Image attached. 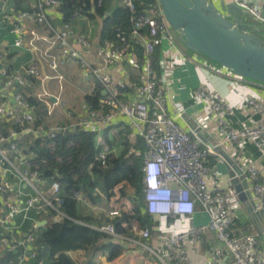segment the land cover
Segmentation results:
<instances>
[{"label":"built area","instance_id":"2783aa9c","mask_svg":"<svg viewBox=\"0 0 264 264\" xmlns=\"http://www.w3.org/2000/svg\"><path fill=\"white\" fill-rule=\"evenodd\" d=\"M70 1L78 4V8L72 12L70 21L57 29L51 25V14H58L64 19L59 12L60 0H0V30L13 35L17 47L26 46L36 52L40 51L39 43L47 44L48 48L41 55L53 71H58L66 61L76 62L85 77L98 80L106 92L99 99L100 107L88 108L73 125H39L38 111L41 106L47 108L49 116L62 103L60 97L43 92L34 99L21 90L27 86L28 79L39 78V62L32 59L15 71L9 66L5 48L0 44V98H3L0 101V226H11L22 216L23 221H30L36 230L40 226L38 216L47 213V209L56 213L47 222H61L67 218L60 211L63 198L58 175L49 179L43 175L49 162L35 148L37 140H42L40 148L54 151L56 139L69 130L82 128L97 133L99 152L96 161L105 167L108 156L114 151L99 133L123 116L130 120L145 143L141 171L147 214L153 220L165 217L175 221L179 218L193 220L200 213L205 215L207 222L204 225L192 222L191 226L178 233L154 231L138 223L123 226L130 235L118 234L112 223L97 230L122 244L142 247L148 259L161 264H192L191 255L200 253L204 264H264V252L259 247L255 227L250 226L249 231L244 232L236 224L241 201L235 182L240 177L238 169L228 160H235L241 155V148L246 143L252 144L264 160V100L248 98L242 107L235 108L216 89L200 85L196 90V98L210 108L221 146L231 149L225 160L231 172L226 186L217 167L208 164L198 134L189 133L179 125L177 120L183 119L186 114L183 104H174V115L168 109L164 80L156 73L153 58L163 35L172 49L178 48L181 41L164 17L159 0L143 3L141 14H138L139 0H121L122 7L131 15L133 31L128 34L122 27L116 28L120 46L106 41L101 48V58L107 68L115 64L122 53V46L129 48L133 42L143 47L145 77L139 84L130 85L139 95L138 99L121 98L114 79L103 68L90 63L88 56L92 41L89 36L78 34L72 38V24L86 17L83 13L86 4L83 0ZM90 1L99 7L105 2ZM19 3L28 4L29 9H18ZM229 3H235L246 15L264 26V0L260 5H248L242 0H231ZM29 24L38 29H48L49 34L43 36L38 29H30ZM54 48L59 49L57 55L51 53ZM57 78L63 79L61 76ZM260 84L264 88V84ZM240 112L246 113L249 120L236 127L234 119ZM28 134H31V139ZM216 149L209 152L216 155ZM54 160L57 163L64 161L58 155L54 156ZM246 173L255 196L262 200L264 170L257 164H250ZM96 195L103 196L99 190ZM74 198L92 206L90 199L81 192H76ZM124 206L109 210L108 216L112 219L119 217ZM0 244L5 256L17 255L8 259L6 264H28L38 258L39 247L33 234L21 233L16 238L4 236Z\"/></svg>","mask_w":264,"mask_h":264},{"label":"crops","instance_id":"0c3cea01","mask_svg":"<svg viewBox=\"0 0 264 264\" xmlns=\"http://www.w3.org/2000/svg\"><path fill=\"white\" fill-rule=\"evenodd\" d=\"M217 1L220 5L223 0ZM242 1L248 5H260L262 3V0ZM225 2L229 3L231 0H225ZM104 3L110 13L122 6L121 0H105ZM51 17V25L57 29L63 27L66 23L58 14L52 13ZM256 25L260 26L259 23ZM28 27L32 30L38 29L33 24H29ZM103 27V18L90 19L85 17L73 22L71 35L73 39L78 34L89 36L92 41V48L88 56L90 63L95 67L103 68L104 72L114 79L116 91L120 96L126 99H138L139 95L134 88H130V85L139 84L144 79V60L139 55V50L133 51L127 47H123L121 48L122 53L115 64L105 68L101 58V48L104 45L102 42ZM38 31L43 36L49 34L48 29L42 28L38 29ZM261 37L264 39V35ZM15 41L13 35H10L4 29L0 30V44L5 48L9 66L17 71L23 64L32 59L38 61L40 66L39 78L28 79L27 86L20 89L33 98L43 92L60 97L62 103L56 106L53 114L49 116L47 115V108L41 106L42 109H46L43 114L45 113V122L49 126H69L77 123L85 115L88 108H90L86 100L87 97L95 95L98 91H102L103 96L106 95L100 82L86 78L83 69L76 62L66 61L60 66L58 71H53L41 55L42 51L48 48L47 44L39 43L40 51L32 52L26 46L22 48L17 47ZM179 43L180 46L178 48L171 49L165 53L164 67L161 62L162 40L157 50L159 51L158 58L160 63L159 75L163 78L166 87L168 109L174 115V104H183L186 114L183 119L177 120L179 125L189 133L195 132L198 134L201 140V150L207 154L206 159L208 164L212 167H217L223 184L227 186L230 182L231 172L225 160L228 159L231 149L221 146L220 137L214 128L213 115L210 112V108L206 103L196 98V90L200 85H207L211 89L218 90L231 106L240 108L246 103L248 98L264 100V88L260 83L247 79H237L236 75L217 64L218 68L206 66L208 64L207 61H209L208 58L199 54H196L197 58L196 56H189L184 50L183 44ZM51 53L57 55L59 49L54 48L51 50ZM59 76L63 77V79L59 80L57 78ZM0 85L2 86L1 78ZM52 100L55 101L54 98ZM248 120L249 116L246 113L240 112L234 119L235 126L239 127L241 123H247ZM106 129L102 130L99 134L111 146L114 151L113 154L116 156L122 154L127 140L131 144H135L140 137L130 120L123 116L118 117ZM28 136L31 139V134H28ZM219 144L220 146H218ZM213 148H217L216 155L209 152ZM241 149V155L236 156L235 160H228L230 164H233L238 169L241 183L250 187L251 196L257 203V209L253 214L249 206L241 202L237 211L236 224L244 232H248L250 226H254V231L258 234L259 247L264 252V198L260 200L255 196L252 182L246 173V169L250 164H257L264 170V160L250 143L244 144ZM102 195L100 196L99 203L94 205L95 210H102L107 213L109 210L119 207L114 201L109 204L106 201L105 195ZM122 205H125L123 208L126 210L132 207L129 201H124L120 204V206ZM39 222V227H42L41 223L44 221ZM192 222L195 225H204L207 219L205 215L200 213L196 214L193 220L179 218L172 221L169 218L158 217L154 219L153 230L178 233L191 226ZM6 230L8 231L7 228ZM1 232H5V229ZM123 245L124 247L126 246L125 244ZM124 250L126 252H123V255L112 263L108 262L107 254L101 250H75L69 252V254L79 264H124L122 257L129 254L128 250ZM135 253L138 258L140 253L136 251ZM142 255L146 257L144 264H161L157 260L148 259L144 251ZM191 256L192 264H204L201 253L192 254ZM4 258L5 252L0 244V264H5ZM28 264H33V262H29Z\"/></svg>","mask_w":264,"mask_h":264},{"label":"trees","instance_id":"16d2710c","mask_svg":"<svg viewBox=\"0 0 264 264\" xmlns=\"http://www.w3.org/2000/svg\"><path fill=\"white\" fill-rule=\"evenodd\" d=\"M60 1L59 12L63 14L64 20L69 22L72 12L78 8V4L70 0ZM149 2L151 3L153 0L138 1L140 6L138 14L143 11L142 4H148ZM83 3L86 4L83 9L86 17L90 19L101 17L104 19L103 43L110 41L120 46L116 38V28L122 27L126 33H132L131 15L122 6L110 13L105 3L100 7L90 0H83ZM17 8L27 10L29 5L19 3ZM123 47L126 46L121 48ZM158 47L154 54L153 66L159 75ZM129 49L139 50V55L142 56L143 60L145 59L143 47L134 45L132 42ZM102 96V91H98L95 95L87 97L89 107L99 108V99ZM2 100L3 98H0V101ZM30 100L34 102L33 99ZM43 110L40 108L38 111L39 125L46 123L45 113L43 114L46 109ZM96 138L97 133L76 128L67 131L56 139L54 151L40 148L39 144L42 140L36 141L35 148L39 151L40 156L46 158L49 162L48 167L43 170V175L48 179L58 175L63 198L60 211L67 218L61 222H47V225L38 227L36 230H34V226L30 221L24 222L22 216H19L11 226H0V240L4 236L16 238L21 233L35 235L39 251L38 258L32 261L33 264H78L69 254V252L75 250H101L107 254L108 262L112 263L123 255L125 247L113 237L97 230V228L112 223L118 234L130 235V232L123 226H132V224L138 223L142 227L153 230L154 220L146 212L142 191L141 170L143 160L141 154L145 151L143 138L140 136L135 144H131L127 140L122 154L120 156L110 154L105 167L96 161L99 152ZM56 155L61 156L64 161L57 163L54 160ZM97 190L105 195L109 204L114 201L117 205H120L124 201H129L132 204L131 209H121L120 216L114 219L102 210H95L94 205H97L100 201V195H96ZM76 192L85 194L90 199L92 206L78 202L74 198ZM47 211V213L38 216L37 219L41 222L46 221L56 214L53 210L47 209ZM34 216L36 215L34 214ZM5 227L8 228V231ZM3 229H5V232H1ZM98 246L99 248H97ZM16 256L15 254L6 255L4 258L5 264L8 259Z\"/></svg>","mask_w":264,"mask_h":264},{"label":"water","instance_id":"95a60500","mask_svg":"<svg viewBox=\"0 0 264 264\" xmlns=\"http://www.w3.org/2000/svg\"><path fill=\"white\" fill-rule=\"evenodd\" d=\"M164 17L189 51L202 55L234 75L264 84V26L247 23L246 14L235 3L212 0H159ZM161 62L172 45L162 36ZM164 69V68H163ZM242 203L251 212L257 203L250 187L235 182ZM256 216V215H255ZM258 216V213H257ZM42 226L47 222H42Z\"/></svg>","mask_w":264,"mask_h":264},{"label":"rangeland","instance_id":"374dc122","mask_svg":"<svg viewBox=\"0 0 264 264\" xmlns=\"http://www.w3.org/2000/svg\"><path fill=\"white\" fill-rule=\"evenodd\" d=\"M212 1L215 4L219 5L217 0H212ZM245 21L247 23H256L257 24V22L255 20H253L249 15H246ZM184 50L187 52V54L189 56H191V57H195L196 56V58H197L196 53H193V52L189 51L185 47H184ZM207 62H208V64H206V66H208V67H212L213 66V68L214 67L218 68L217 65L213 61H211L210 59ZM125 247H126L125 249L129 251V254L127 256L124 255L122 257V260H123L124 264H137V263L138 264H144V262L146 260V257L142 255V253H143V248L142 247H140V246L132 247V245H130V244H127ZM135 251L140 253V255H138V258L136 257Z\"/></svg>","mask_w":264,"mask_h":264}]
</instances>
